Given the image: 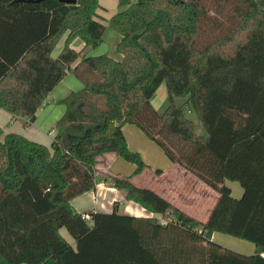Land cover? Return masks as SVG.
I'll return each instance as SVG.
<instances>
[{
    "label": "trees",
    "instance_id": "1",
    "mask_svg": "<svg viewBox=\"0 0 264 264\" xmlns=\"http://www.w3.org/2000/svg\"><path fill=\"white\" fill-rule=\"evenodd\" d=\"M118 1L107 19L99 0H0L1 108L31 123L69 71L83 82L62 99L50 146L0 125V264H264V0H232L243 8L236 25L205 45L207 0ZM104 20L121 35V59L90 53L104 42ZM77 37L80 50L71 46ZM163 83L171 102L160 111L152 101ZM174 97L186 98L205 133ZM126 124L219 192L207 221L131 181L146 163L130 149ZM110 152L136 165L131 176L112 177L114 186L154 216L115 209L92 212L89 222L75 209ZM215 231L251 241L255 252L222 245Z\"/></svg>",
    "mask_w": 264,
    "mask_h": 264
},
{
    "label": "crops",
    "instance_id": "2",
    "mask_svg": "<svg viewBox=\"0 0 264 264\" xmlns=\"http://www.w3.org/2000/svg\"><path fill=\"white\" fill-rule=\"evenodd\" d=\"M99 2L102 5V8L99 9V13L103 18L108 19L117 11H119L118 0H99ZM110 10L111 15H107ZM67 36L68 33H66L58 42L53 51L54 57H57L62 51ZM79 39L81 38L77 37L71 43V46L77 50L82 49L84 46V41L81 39L83 42H80ZM119 41L116 43V49ZM81 46L82 48H80ZM103 53L108 54V52L104 49L100 53L93 55H99ZM113 57L116 59H121L122 55L119 53L118 56L116 55ZM79 62L80 59H78L73 64V66H76ZM69 78L71 79L70 82H68ZM73 79H75V82ZM82 88L83 82L77 77L74 71H69L65 78L51 91L48 99L39 108L36 120L31 123H28L27 117H13L9 111L0 107V125L4 128V134L10 132L20 133L31 140L50 146L55 135L54 126L57 120L64 114L66 110L65 105L62 103V99L68 92L72 90H80ZM126 125H124L123 129L129 142L128 132L137 133L138 135L140 132L134 130L132 128L133 126ZM123 160L126 161L114 152L106 153L105 155L99 157V163L97 164V175L100 181L97 183L94 189L87 191L72 200V204L78 212L110 213L116 209L120 213L133 216L148 217L155 215L154 212H151L140 203L128 199L126 189H120L114 186L112 177L125 178L131 176L136 170V165L134 166V163H125ZM155 171L156 174H153V180L155 182L154 186H147L141 183L139 181L141 177L140 174L132 176L131 181L137 186L153 189L164 198L169 200L173 205L179 207L194 218L202 222L207 221L220 196L217 190L208 186L196 175L186 170L178 163L172 162L170 159L167 164L163 165L162 168H157ZM236 190L237 193L241 192L243 194L244 192L243 187L241 189L236 188ZM63 229L66 228L61 229L62 234L73 243V238L70 239L68 236H66V234L63 232ZM217 233L218 232L215 231L212 235V238ZM240 243L244 248L247 249V253H251L252 251L255 252V244H253V246L250 242Z\"/></svg>",
    "mask_w": 264,
    "mask_h": 264
},
{
    "label": "rangeland",
    "instance_id": "3",
    "mask_svg": "<svg viewBox=\"0 0 264 264\" xmlns=\"http://www.w3.org/2000/svg\"><path fill=\"white\" fill-rule=\"evenodd\" d=\"M207 5L209 6V9L212 15L204 23V26L202 28V32L199 37V42H201V45H205L207 43L212 42L213 40L217 38H220L226 35L227 32L231 28H233L237 23V20L234 17V14L240 13L239 11L242 8V7L240 8V5H238V3L232 0H207ZM120 9L121 8L119 6L118 10ZM110 13H111V10L107 15H111ZM118 38L119 39L121 38L120 34L117 33L111 27V25H109L107 22V28L104 34L105 41L97 49L91 50L90 53L97 54L105 49L109 55L118 56L119 52L116 49V43L117 41H119ZM79 40L80 42H83L81 39ZM80 48H82V46ZM70 78H75V77H70ZM70 78L68 79V82H70L71 80ZM73 80L75 82V79ZM152 102L155 105V107L160 111H163L170 104L171 100H170V97L167 91V86L165 83H163L159 87ZM185 102H186L185 97H174V103L178 106H182L186 115L197 123V130L200 133H205V129L202 123L199 121L195 113L188 109ZM126 126H133L132 128L134 130H137L140 132L139 135L137 133L128 132L129 147L134 151H138L146 163L143 170L139 173L141 176L139 181L147 186H154L155 182L153 180V174H156L155 170L157 168H162L163 165L167 164L169 161V158L166 156L163 149L158 145V143L148 138L139 127L133 124L132 125L127 124ZM123 162L126 163L128 161L123 160ZM128 164H131V163H128ZM227 184L232 187L234 195L238 197L242 196V193L241 192L237 193V190H236V188H240V189L242 188L241 184L238 181L227 180ZM63 232L70 239L72 238L66 229H63ZM213 239H215L216 241H218L219 243H221L222 245L228 248L240 251L242 253H246V254L254 253V251H252L251 253H247V249L244 248L240 243V242H250L253 245L254 243H252L251 241L240 239L233 235L221 233V232H218L213 237Z\"/></svg>",
    "mask_w": 264,
    "mask_h": 264
},
{
    "label": "built area",
    "instance_id": "4",
    "mask_svg": "<svg viewBox=\"0 0 264 264\" xmlns=\"http://www.w3.org/2000/svg\"><path fill=\"white\" fill-rule=\"evenodd\" d=\"M83 217L89 222L92 221V214L89 212L83 213ZM159 220L162 224H166V223L172 221V217L170 215L167 217H159Z\"/></svg>",
    "mask_w": 264,
    "mask_h": 264
},
{
    "label": "water",
    "instance_id": "5",
    "mask_svg": "<svg viewBox=\"0 0 264 264\" xmlns=\"http://www.w3.org/2000/svg\"><path fill=\"white\" fill-rule=\"evenodd\" d=\"M19 1L39 2V1H42V0H19ZM60 1L75 2L76 0H60Z\"/></svg>",
    "mask_w": 264,
    "mask_h": 264
}]
</instances>
